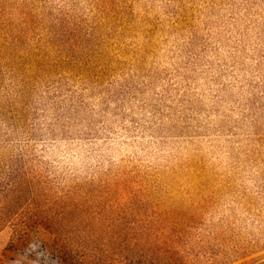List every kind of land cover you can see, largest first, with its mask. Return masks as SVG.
Segmentation results:
<instances>
[{
	"label": "rangeland",
	"instance_id": "obj_1",
	"mask_svg": "<svg viewBox=\"0 0 264 264\" xmlns=\"http://www.w3.org/2000/svg\"><path fill=\"white\" fill-rule=\"evenodd\" d=\"M264 264V0H0V264Z\"/></svg>",
	"mask_w": 264,
	"mask_h": 264
},
{
	"label": "trees",
	"instance_id": "obj_2",
	"mask_svg": "<svg viewBox=\"0 0 264 264\" xmlns=\"http://www.w3.org/2000/svg\"><path fill=\"white\" fill-rule=\"evenodd\" d=\"M92 259H93L92 261H89V263L86 262V264H101V262H100L101 259L98 256L93 255Z\"/></svg>",
	"mask_w": 264,
	"mask_h": 264
}]
</instances>
